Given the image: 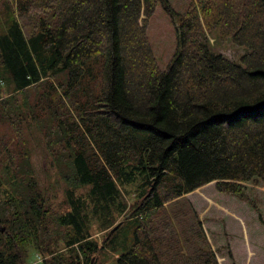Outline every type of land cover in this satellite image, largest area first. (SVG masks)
Listing matches in <instances>:
<instances>
[{"label": "trees", "instance_id": "1", "mask_svg": "<svg viewBox=\"0 0 264 264\" xmlns=\"http://www.w3.org/2000/svg\"><path fill=\"white\" fill-rule=\"evenodd\" d=\"M9 1L0 28V75L12 87L0 98V224L8 227L0 264H24L25 246L49 256L42 264H86L105 250L117 255L110 264H217L200 221L177 242L167 241L164 218L152 221L164 203L208 182L232 193L264 179V0H193L163 69L140 17L157 4L171 13L168 0ZM31 7L45 18L31 17L36 28L25 33L16 16ZM237 12L255 20L233 29ZM202 24L228 25L249 51L240 62L214 52ZM29 91L41 94L31 100ZM27 133L43 136L39 166ZM41 173L61 181L65 209L51 211ZM132 183L140 202L115 223L125 211L119 187ZM91 222L109 228L100 244Z\"/></svg>", "mask_w": 264, "mask_h": 264}, {"label": "rangeland", "instance_id": "2", "mask_svg": "<svg viewBox=\"0 0 264 264\" xmlns=\"http://www.w3.org/2000/svg\"><path fill=\"white\" fill-rule=\"evenodd\" d=\"M195 1V0H194ZM9 0H0V28L5 25V15L9 12ZM172 12L163 5L157 4L152 15L142 22L144 15L140 17V22L144 23L145 35L151 48L152 55L157 66L161 69L171 61L177 47L176 27L179 23V14L183 13L187 6L193 0H168ZM38 12L33 7L28 11L22 19L17 18L20 27L25 33L32 31L36 26L29 23L34 17H43L34 14ZM40 13V12H39ZM237 12L236 19L227 23L233 29L240 24V19L246 17L244 14ZM255 20V17H246V20ZM38 25V24H37ZM227 29H220L218 26L208 29L202 24L204 33L206 34L210 47L214 52H220L227 58L240 62V57L249 51L246 45L236 43L231 34L233 31L229 26ZM0 75V98L8 96L12 87L5 83ZM29 94L30 91H29ZM39 94H31L30 99L34 100ZM21 99V95H18ZM68 121H73L74 114L69 112L65 114ZM7 125L0 123V140L7 135ZM30 137L27 133V147L31 155V161L39 166L44 162L45 155L37 140H41L43 136L33 135ZM42 145V143L40 142ZM46 160V159H45ZM39 163V164H38ZM41 183L48 186L46 191L49 208L53 212L65 209L67 204L63 194V185L61 181L55 182L56 178H46L44 174H40ZM121 205L125 207V211L116 215V222L130 218V210L132 206H136L140 202L138 195V187L136 183L120 186ZM86 186H79L76 194H84ZM116 210V209H115ZM157 217H162L166 221L163 222L161 229L170 228L166 238L170 241L177 242L175 237L181 235V230L189 226H195L198 220L210 248L215 252L217 264H264V179H252L240 182L237 192H228L219 190L216 181L208 182L194 190L183 194L171 201L164 203L163 207L156 212V218L152 221V226L157 224ZM6 223L0 224V232L7 229ZM158 230V229H157ZM109 228L102 229L96 222H91L90 234L91 238L100 244ZM167 232V230H164ZM172 232V233H170ZM175 240V241H174ZM190 243H196L195 237L189 238ZM26 247V258L24 264H42L43 259H48L47 254H42L30 247ZM59 249L66 248L62 242H59ZM74 254L71 259H73ZM82 259L81 254L79 255ZM117 255L110 251H100L93 256L91 262L86 264H110Z\"/></svg>", "mask_w": 264, "mask_h": 264}]
</instances>
